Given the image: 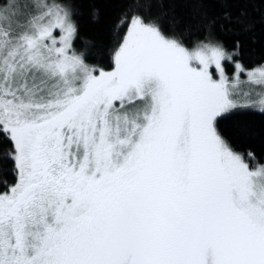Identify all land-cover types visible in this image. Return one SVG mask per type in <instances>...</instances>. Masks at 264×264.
Segmentation results:
<instances>
[{
    "label": "snow or ice",
    "instance_id": "1",
    "mask_svg": "<svg viewBox=\"0 0 264 264\" xmlns=\"http://www.w3.org/2000/svg\"><path fill=\"white\" fill-rule=\"evenodd\" d=\"M217 3L191 39L129 0L106 70L74 48L76 0H0V264H264V164L237 150L264 64L243 62L250 0Z\"/></svg>",
    "mask_w": 264,
    "mask_h": 264
},
{
    "label": "trees",
    "instance_id": "2",
    "mask_svg": "<svg viewBox=\"0 0 264 264\" xmlns=\"http://www.w3.org/2000/svg\"><path fill=\"white\" fill-rule=\"evenodd\" d=\"M128 3L129 0H76L80 14L76 17L79 34L74 40V48L77 52L84 51V42L89 41L90 46L86 54L89 63L100 64L106 70H110L107 50L114 43V25ZM92 7L98 9L97 20H92L90 17ZM163 7L170 15L174 14L180 20L181 28H191V39L202 35V30L198 29L205 15L211 18L221 11L217 0H163ZM157 11L159 8L153 3V14ZM248 11L254 27L251 32L243 34L239 39L243 43V62L252 69L264 64V0H250ZM224 39L231 46L235 37L228 35ZM239 114L244 117L250 135L238 142L237 150L244 153L253 151L256 161H250L251 165L257 162L262 164L264 163V114L247 109ZM12 151L14 149L10 140L0 136V190H3V181L12 183L15 179L14 161L8 155Z\"/></svg>",
    "mask_w": 264,
    "mask_h": 264
},
{
    "label": "rangeland",
    "instance_id": "3",
    "mask_svg": "<svg viewBox=\"0 0 264 264\" xmlns=\"http://www.w3.org/2000/svg\"><path fill=\"white\" fill-rule=\"evenodd\" d=\"M54 35L55 36H59V32H58V30L56 31V32H54ZM231 66V67H230ZM229 68V69H228ZM213 71H214V69H213ZM225 71H226V74L228 75V77H229V79L231 80L232 78H233V76H234V67H233V65H231V64H228L227 62L225 63ZM241 81H242V83H241V85H240V87H241V89L242 90H247L249 87H258V86H251V85H249L248 84V82H247V76H246V74H241ZM247 110H252V111H258V110H253V109H247ZM262 164H264V163H262ZM250 166L251 167H255L256 166V164H254L253 166L251 165V162H250Z\"/></svg>",
    "mask_w": 264,
    "mask_h": 264
}]
</instances>
